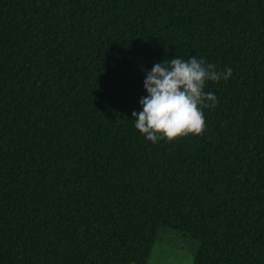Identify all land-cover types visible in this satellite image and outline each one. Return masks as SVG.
<instances>
[{"label": "trees", "instance_id": "obj_1", "mask_svg": "<svg viewBox=\"0 0 264 264\" xmlns=\"http://www.w3.org/2000/svg\"><path fill=\"white\" fill-rule=\"evenodd\" d=\"M203 57L205 127H133L141 68ZM264 264V0H0V264Z\"/></svg>", "mask_w": 264, "mask_h": 264}, {"label": "clouds", "instance_id": "obj_2", "mask_svg": "<svg viewBox=\"0 0 264 264\" xmlns=\"http://www.w3.org/2000/svg\"><path fill=\"white\" fill-rule=\"evenodd\" d=\"M141 70L146 95L140 97V111H133L130 121L153 144L200 134L205 127L203 109L217 102L213 92L204 90L206 82L227 80L232 72L228 67L217 71L195 55L165 59Z\"/></svg>", "mask_w": 264, "mask_h": 264}, {"label": "rangeland", "instance_id": "obj_3", "mask_svg": "<svg viewBox=\"0 0 264 264\" xmlns=\"http://www.w3.org/2000/svg\"><path fill=\"white\" fill-rule=\"evenodd\" d=\"M198 243L180 231L160 229L146 264H193Z\"/></svg>", "mask_w": 264, "mask_h": 264}]
</instances>
